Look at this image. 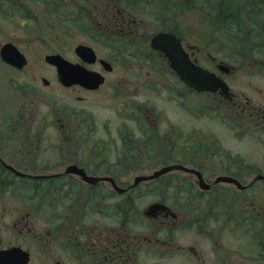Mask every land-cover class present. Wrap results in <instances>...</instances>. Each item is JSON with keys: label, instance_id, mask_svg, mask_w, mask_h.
<instances>
[{"label": "flooded vegetation", "instance_id": "1", "mask_svg": "<svg viewBox=\"0 0 264 264\" xmlns=\"http://www.w3.org/2000/svg\"><path fill=\"white\" fill-rule=\"evenodd\" d=\"M37 1L43 6L54 2ZM172 1L87 0L79 9L76 2L61 0L64 16L73 6L74 24L86 29L80 30L84 39L73 48L70 59L44 55L48 73L30 81L32 97L48 99V111L40 121H34L32 112L20 128L17 117H8L4 124L11 125L10 131L3 132L0 88V264H264V149L40 151L32 147L33 140L47 138L49 132L44 130L49 126L59 150L62 141L81 138L94 129L88 101L104 102L112 110L116 105L122 128L132 115L145 117L147 125L141 131L147 138L142 146L133 143L134 148L146 150L154 136L170 145L177 136L174 129H162V110L157 107L158 98H153L156 90L168 91L178 102L188 104L192 97H202L203 109L230 119L234 132L264 146V92L253 84L236 88L231 83L236 72L254 69L234 67L232 58L211 57L203 37H195L192 23L184 20L183 12H192L195 6L213 19L215 13L223 14L226 1ZM34 3L0 0V10H20L24 23L33 22ZM230 15L237 17L228 13L224 20ZM60 20L67 23L64 17ZM152 22L158 26L151 27ZM257 25L255 21L248 35L264 29V22ZM158 34L172 37L165 43H177L179 52L172 58L185 66L180 72L172 68L163 49L152 47ZM6 44L18 55L13 56L15 64L0 56L9 67L5 89L28 87L21 75H34L23 74L33 71L28 68L29 58L13 40L2 41L0 50ZM57 55L72 65L75 79L64 81L57 67L46 61L47 56ZM210 57L213 68L203 65L204 58ZM195 66L212 73L228 92L221 86L196 91L188 85L183 76H195ZM161 71L166 75L164 85ZM54 88L68 97L64 103L60 100L59 108ZM143 89L150 91V97L139 94ZM74 99L76 109L70 103ZM18 128L28 148L1 151L2 134L17 138ZM105 130L109 131L107 126ZM219 177L231 180L217 181Z\"/></svg>", "mask_w": 264, "mask_h": 264}, {"label": "rangeland", "instance_id": "2", "mask_svg": "<svg viewBox=\"0 0 264 264\" xmlns=\"http://www.w3.org/2000/svg\"><path fill=\"white\" fill-rule=\"evenodd\" d=\"M52 1L54 2L50 5L43 6L42 2L35 0L33 4V6L35 5V18L33 22L29 21L28 23H24V16H22L20 10H0V44L6 39L13 40L18 44L29 58L30 65L28 68L33 70L23 74H34L32 76L21 75L23 80L28 83V87L18 85V91L6 90V80L10 77L6 75L9 73L7 71L9 67L0 60V88L3 96L1 116L4 117L3 132L10 131L11 125L4 124L8 117L12 120L17 117L19 128L24 118L32 116V112L34 113V121H40L42 115L48 111L49 100L44 97L42 101L37 94L32 97L30 81L36 75L45 77L44 74L48 73L47 68L49 66L43 63L44 55L60 54L70 59L73 48L84 39L80 30H85L86 27L79 25V28H77L74 24L75 19H77L74 14L75 8L69 5L68 14L64 16L65 11L60 10V8H64L61 0ZM65 1L69 3L76 2L79 9H82L86 5L85 2H87V0ZM225 1L223 14L215 13L213 19L210 18V14H201L200 10H197L199 8L195 6L194 8L197 9H193L192 12H183L184 20L192 23L195 37H203L204 46L210 49L211 57L219 58L218 55H220L224 60L232 58L233 62L230 63L232 66L254 69L253 71L236 72L237 74L234 75L231 82L236 88L239 87V84L248 83L256 86L258 91L262 90L264 92V44H262L264 29L263 27L258 29L257 35H248L251 27H256L254 26L255 21L258 25L264 22V18L260 19V15L264 13V0ZM173 2H177V0H173ZM56 7L58 9H55ZM204 8L206 9L207 5H204ZM43 13L48 17H44ZM228 13H232L237 17L230 15L224 20V16ZM148 14L152 16L153 20L155 12L151 11ZM60 16L67 19V23H62ZM150 25L156 28L158 23L152 22ZM259 30H262V33H259ZM221 31H224V33ZM258 35H260L259 40L256 39ZM211 57L204 58L208 64H203L205 67L213 68V65H209V62L213 63ZM127 67L131 66L127 65ZM258 70H261V72H258ZM163 72L165 71H161V79L164 85L166 84L164 81L166 75ZM241 73L246 75L239 78ZM130 90L133 91V89ZM156 91L158 92L154 96L157 97L153 96V98L155 100L158 98L157 107L162 110L163 117L160 119L162 129H169V132L174 129V137L177 136L170 142V145H167L166 142L162 143L164 139L159 136H154L148 141L149 144L146 150L134 148L133 143L142 146V139L146 140L147 138V134H142L141 131L147 125L145 117L132 115L128 125L123 129L122 121L116 117V105L112 110L104 102L88 101L87 108L92 121H94V129L88 133H82L83 137L81 138L62 141V148L59 150L56 148L59 141H57L55 131L52 126H49L44 130V132H49L47 138L33 140L32 147L38 148L40 151H263L264 146L257 143L256 140L234 132L236 127L233 121L227 118L222 120L218 116V112H214L210 108L208 110L204 107V110L202 97H192L191 103L188 104L185 101L178 102L168 91ZM140 92L144 94L143 96L150 97L149 90H140L139 94L142 95ZM52 95L56 102V108H59L68 98L64 91L58 88L52 89ZM60 100L63 101L62 104ZM70 103L73 109L77 108L75 99ZM6 109L9 111L11 109L12 113L10 114ZM106 126L109 131L105 130ZM117 126L121 127L118 128ZM19 128L17 138L2 134L1 151H19L28 148L26 139L23 138ZM157 137L158 139H156ZM191 143L193 144L192 147L190 146ZM216 175L218 174L209 178L213 179Z\"/></svg>", "mask_w": 264, "mask_h": 264}, {"label": "bare ground", "instance_id": "3", "mask_svg": "<svg viewBox=\"0 0 264 264\" xmlns=\"http://www.w3.org/2000/svg\"><path fill=\"white\" fill-rule=\"evenodd\" d=\"M161 45H165V43H161ZM5 55H15V50L11 47L8 46L6 47L5 50ZM51 64H53L54 66L57 67V71L58 74L61 76V78H63L64 81H68L70 79H75L74 75H73V69L70 70V72H68L69 66H67L66 64L63 63V61L60 60L57 61L56 59H52L51 60ZM172 67L174 68V70L180 72L185 66H178L175 61L172 62ZM72 75V76H69ZM84 78H88V76L86 75ZM48 102V101H47Z\"/></svg>", "mask_w": 264, "mask_h": 264}, {"label": "water", "instance_id": "4", "mask_svg": "<svg viewBox=\"0 0 264 264\" xmlns=\"http://www.w3.org/2000/svg\"><path fill=\"white\" fill-rule=\"evenodd\" d=\"M8 47V46H7ZM14 49V48H13ZM5 50H6V47H3L2 48V50H1V57L3 58V60H5V61H7V62H10V63H12V64H15L16 63V59L17 58H14L13 56L14 55H5ZM15 50V49H14ZM18 55V52L15 50V56H17ZM52 59H56L57 61H59L60 62V60L61 61H63L61 58H60V56H47L46 57V61H48V62H50V63H52L51 62V60ZM21 61V60H20ZM24 61H22V63H23ZM64 64H66L67 66H69V69H68V72H70V70L72 69L71 68V64L70 63H65V62H63ZM161 173V172H160ZM159 173H156L155 174V176H157ZM227 180H231V179H228V178H225V177H219L218 179H217V181H227Z\"/></svg>", "mask_w": 264, "mask_h": 264}]
</instances>
